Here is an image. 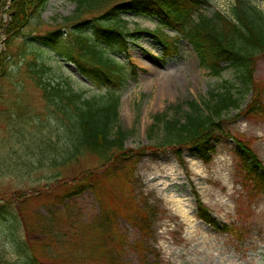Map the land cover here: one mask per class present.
<instances>
[{
	"label": "rangeland",
	"instance_id": "obj_1",
	"mask_svg": "<svg viewBox=\"0 0 264 264\" xmlns=\"http://www.w3.org/2000/svg\"><path fill=\"white\" fill-rule=\"evenodd\" d=\"M13 1L0 0V61L8 64L0 76V264H24L22 246L42 264H264V192L246 177L237 151L240 139L264 162V114L244 112L254 92L236 88L244 111H232L218 123L210 162L188 149L178 154L149 143L156 114L203 102L225 81L237 82L235 70L210 75L183 37L177 50L165 54L151 33L158 20L126 12L120 16L127 22L128 47L116 53L115 46L102 45L122 62L125 80L97 84L49 40L60 29L55 45L64 51L72 47L75 28L89 27L66 21L75 12L74 0H50L41 18L7 46ZM234 1L212 0L205 12L228 14ZM252 1L264 11V0ZM31 59L51 67L44 77L54 85L69 82L88 96L116 91L118 123L129 132L126 147L140 152L118 154L109 166L87 153L50 166L49 157H61L68 132L29 76ZM254 76L264 104V53ZM160 167L171 177L152 180ZM77 185L84 187L76 191ZM200 202L212 223L200 217ZM144 210L151 218L146 232L138 221Z\"/></svg>",
	"mask_w": 264,
	"mask_h": 264
},
{
	"label": "trees",
	"instance_id": "obj_2",
	"mask_svg": "<svg viewBox=\"0 0 264 264\" xmlns=\"http://www.w3.org/2000/svg\"><path fill=\"white\" fill-rule=\"evenodd\" d=\"M49 1L14 0L11 3L8 12L12 21L6 30L7 46L22 34L32 19L41 18ZM74 1L75 12L66 21L77 26L88 24L89 30L82 26L79 27L81 30L75 28L72 47L64 51L55 45L60 29L51 31L49 40L64 59L74 62L83 75L97 84L116 85L125 80L122 62L116 53L129 45L125 32L127 22L120 16L126 12L158 20L159 27L151 33L161 43L165 54L177 50L176 41L183 37L210 75L220 77L228 68L235 70L237 82L225 81L211 90L203 102L188 101L186 110L185 104H178L169 107L167 112L156 114L150 127V144L170 147L178 154L182 153V148L188 149L210 162L214 144L219 140L218 123L232 111H244V98L236 94L238 87L254 92L244 112L264 114L262 86L255 82L254 76L258 55L264 53V11L252 0H235L228 14L220 10L205 12L211 7L212 0ZM166 29L179 35L171 36ZM40 39L46 40L43 36ZM102 45L115 46L116 53L110 55ZM7 65L6 59L0 61V76L6 75ZM26 66L29 76L41 89L51 114L61 117L67 127L68 140L60 146L61 157H49L50 166L65 165L85 153L96 155L104 166H109L118 154L131 156L140 152L126 147L129 132L118 123L120 95L116 91L88 96L83 90H75L69 82L54 85L47 81L44 75L51 67L45 63L31 59ZM169 111L175 114L170 115ZM45 142L52 147L51 142ZM237 144L241 169L249 181L264 192V162L247 142L237 139ZM82 187L77 185L75 189L78 191ZM198 209L203 220L214 221L203 202L199 203ZM138 221H141L142 229L148 231L151 225L149 211L140 213ZM19 251L25 254L24 264H42L25 246Z\"/></svg>",
	"mask_w": 264,
	"mask_h": 264
},
{
	"label": "bare ground",
	"instance_id": "obj_3",
	"mask_svg": "<svg viewBox=\"0 0 264 264\" xmlns=\"http://www.w3.org/2000/svg\"><path fill=\"white\" fill-rule=\"evenodd\" d=\"M161 176H164L165 178H169V177H171V174L169 172H167V170L165 168H161L160 167L159 169H156L153 172V178H152V180H157Z\"/></svg>",
	"mask_w": 264,
	"mask_h": 264
}]
</instances>
